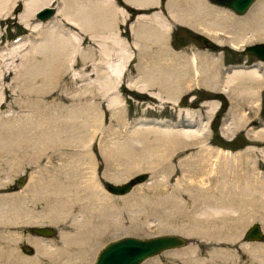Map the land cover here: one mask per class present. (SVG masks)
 Returning a JSON list of instances; mask_svg holds the SVG:
<instances>
[{
	"label": "rangeland",
	"instance_id": "374dc122",
	"mask_svg": "<svg viewBox=\"0 0 264 264\" xmlns=\"http://www.w3.org/2000/svg\"><path fill=\"white\" fill-rule=\"evenodd\" d=\"M41 1H46V0H41ZM61 1L62 0H54L55 3L52 2V5L56 6V15L54 14L49 20H47V22H42L41 23L42 25H40L34 31L29 30L24 25H22V23L18 22V17H20L21 10H22V7L19 4V6H17L16 9L13 11V14L11 16L12 18L10 17L9 20L3 21L0 24V51H2L4 48L6 49L7 46H9L13 43L17 44L20 40H23V39L38 42V40H41L42 36L44 35L43 33L47 30V28L48 27L51 28L52 26H53L52 29H54V30L56 29L55 30L56 32L58 31L61 33H65L66 36L70 35L69 32L78 33L77 35H79V36L81 35L82 41L80 40L81 42L79 43V46L77 44V46L75 47V49L73 51H72V48L70 49L71 53L68 54L69 56L66 57L67 56L66 55L63 58V60H65V61H63L64 63L61 60V63H63V64L62 65L60 64V65H61V68H63V69H61L60 65H59V68L57 71L51 72V73H53L52 74V80H54V81L49 82L48 85H46L47 92L43 96V99H45L44 100L45 101L44 102V105H45L44 111L46 113L47 120H48V121L46 120V123L50 124V127H52L54 124L53 127H57L58 130L59 129L61 130V131H59V134H58L60 137L58 136L57 138H59V139L60 138L61 139L66 138L69 135L68 134L69 131L68 132H66V131L70 130V132H71V129H74L73 132L75 131L78 133L74 134L73 136H77V138H78V136L80 135L84 138L83 139L84 141L87 138H90V139H89V141H87L88 140L87 139L85 141V143H86L85 144V143H83V141L79 142L78 139L76 138L77 141L79 142V144L77 141H75V146L69 144L68 141H67V143L69 145H67L66 140H64L65 145L63 142L59 141L58 143H60L61 145L60 144L57 145V143H56L57 146L53 145L54 147L49 146L48 149L47 148H46V150L43 149L44 151L41 150L38 153V154H40L38 157L40 160H36V161H35V159H38V158H35V156H29L26 153L24 155V151L26 149L23 150L19 145H18L19 151H17L16 145H13V148L10 152H8L9 151L8 149H6V150L4 149L2 151V153H0V156H1L0 157L1 158L0 159L1 160L0 161V163H1L0 164V196L2 194H5L6 192L11 193V191L9 189H6V188L8 186H10L12 183H15L16 180H19L22 178V179L26 180L27 183L25 185V188L26 187L27 188L25 189L23 187V189L20 192H16L15 195L17 194V196H20V197H22L23 195H26V196L19 198L21 200H17L20 206L16 205L17 206L16 209L17 210H20V209L23 210L24 209V211L28 210L29 212L31 211L30 213H27L28 211L26 212L28 214L27 216H24V214H22V216L16 215V217H20V218H18L19 221L14 220L12 218L13 215H11V213H10L11 211L8 212V213H10L9 215L12 216L11 220L9 219L10 217L6 218L5 216H3V219L4 218H6V220L9 219L12 223H10L9 220H7V221L3 220L4 223H2V221L0 222V232H1L0 233V243H1L0 244L1 245L0 251L4 250L0 253V264H3V263L4 264H16V262H17V264H19V263L20 264H23V263L24 264L25 263H27V264H29V263L30 264H34V263L35 264L36 263L37 264H42V263L43 264H73L72 262H69L71 260V258L72 259L77 258L78 264H93L95 259H96L98 252L100 251V249L105 244H107L108 242H111V241H114L117 239H121V238H125V237H136V238L145 239V238L154 237V236H158V235H165V234L181 235L187 239V244L183 247L167 250V251L160 253L159 255L150 257V258L146 259L145 261H143V263H141V264H194V263L195 264H252V263L253 264H259V262L263 261L264 259L261 258L263 256L258 254V251L261 250V248L264 249V237L261 241L250 242V241L246 240L245 233H246L247 229L249 228V226H251V224H253V223H259L262 230H263V233H264V220H263V218H264L263 217L264 216L263 215L264 214V209H263L264 203H262L264 201L258 202V200H256V202H254V203H259V205H261V211H263V213H262L263 216L260 215L261 216L260 218L262 221L260 220L259 217H255V218H257L256 220L255 219H250V220L238 219L237 220V218H233V217H231L232 218L231 219L227 216V215H229L227 213L223 214V216L225 218L227 217L226 218L227 220H224L222 218L223 217L222 214L221 215L217 214V216H216V214L213 215L211 213L210 214L207 213V216H206V214L201 216L200 212H202L206 208H208V205H203V206L200 205L199 206L197 204H194L186 196H185L186 198L183 196L184 201L182 200L181 203L177 202L176 199H173V201H172L171 198H168L167 195H170V194L173 195L175 192H177V190H176V189H178V188H176L178 186L177 183L179 181H182L181 179L184 175V171L181 169L180 164H182L184 162V160H186V158L189 157L190 155H193V154L197 153L198 151H200L201 147H197V146L196 147H190V148H187L185 150H183V148L182 149L179 148L180 149L179 150L177 146L176 147H174V146L170 147L173 150L170 148L167 149L166 150L167 153H166V151L164 153L166 156L160 157L162 159L158 158V161H157L158 163L160 160V163L158 165L156 164L155 166H151V167L149 166L152 169H149L146 166V163L143 161L145 159L144 158L145 156L142 154V148H140L137 145V143H132L133 142L132 140H128V141H129V143L135 145V148H136L135 153H134V149H130V148H129L131 150L130 152L128 151V149H127V151L125 150L126 151L125 153L129 152L127 155L123 152H122V154H125V155H122L121 153H118L119 151H116L115 153L118 155L116 156L114 153V156H116V157H113V158H111L112 160H110L106 156V154H105V156H104V154L101 155L103 150H100L101 146H103L105 144H107L106 145L107 147L106 146H104V147L108 148L109 146L110 147L112 146L111 143L116 142V141H120L119 139H121V141L124 140L125 139V136H124L125 131L123 130V128L125 129L126 124L128 126V128H126L127 132H129L130 128L136 126L135 123L141 119L154 120V121L169 120L170 123H177V122H179V120H181V123L179 122L181 125V126L180 125L179 126L181 128L191 129V130H194L196 133L203 134V142H204L203 148L205 146L206 147L208 146V147H212L214 149H220V151H218L219 154H217L216 151L210 152V153H212V155H210V156H207V153L204 154V156H205L203 158L204 159V161H203V165H204L203 171L204 172L206 170L209 171L211 168H216V166L220 167L221 165L225 164L224 163L225 162V159H224L225 156H224L223 152H225L226 150L235 154L238 151H243L245 148L248 147L249 144H251V145L253 144V147L256 148V150L253 151L252 155H249V160H248L251 163V164L250 163L249 164L252 167L251 168L252 171H257L260 173L264 172V155H261L259 150L257 151V149L264 148V133L263 134L261 133V135L258 133V135H256L255 138H253L254 133H256L259 129L264 127V114L260 113L261 111H262V113H264V84H263L264 81H261V82L259 81L260 83L257 82L258 83V86H256L258 88V97L257 98L253 97V96H249V95H248L249 97L247 95H242V96L235 98L236 95H234L235 99L233 100L230 96L228 97V95L223 94L222 92H219V90L212 91V90L204 88L200 85H193L190 88V90H189V88L184 89L179 94L177 103L176 102L175 103H172V102L161 103L158 101H153L152 99H150V96L148 94L138 92L136 90L127 88V86H126L130 79L131 80L135 79L134 78L136 76L135 66L137 65V63H141L140 65L142 66V64L145 61L150 62L151 56L153 58V56L155 55V56H157V58L163 57L162 59H164L169 54H172V55L175 54V55H177V58H176L177 62H180L178 60L179 57L180 58L181 57L182 58L188 57V59H189V58H192L194 55L203 56V57L206 55L207 57H210L212 59H217L219 61V62H216V66L218 67L219 72H220V67L223 63L226 64V62H232V60H236V59L252 58V56L251 57L249 55L244 56L243 54H241L243 47L249 45L250 43H245L241 47V49L231 48V46L227 44L228 40H229V38H228L229 36L225 35V34H223V38H224L223 41H225V43H222L221 45L217 44L215 41L210 39V37H209V41L207 43L200 42L196 38L199 31L192 29V28H190L184 24L177 23L176 21L174 22L171 19L170 15H169V11L167 10V5H168V2L170 0H157V2L155 4H153V6H149L146 9H142V10L136 9V12H133V13L130 12V9L132 7L125 4L123 2V0H115L116 2L114 1V3L116 4V6H118V7L121 6L123 9H125V12L128 14L127 15L128 20L125 21V23H124V21L122 22V16L119 13H116V15H118V16H116V18H118V23H120L119 34H121L122 38L126 39L125 42L127 41L126 42V48H125V54L127 56L132 55L133 57H131V58H133V60L129 65V69L127 70L128 75L125 76L126 82L122 81L121 82L122 86L118 87V93H119V97L121 99L120 101H123V102L121 103L122 108L119 109L121 111L117 110L118 116L113 118L111 116L112 111L110 109H108V107L106 105L107 104L106 96L105 97L100 96L99 95V94H101V93H99L100 91L96 90V89L99 88V84H98L99 82L98 81L101 82L103 79L109 78V77H107V75L104 76V71L106 69L109 71L108 65L109 64H117V63H112V62H115V60L118 59L117 54H116V51L118 48L115 45L110 44L108 42V40L107 41L105 40L104 43L106 44V46H104V47H105V49H106V47L109 48V50L107 48V50H106L107 52L104 50L107 53L106 54L104 51H102V49H100L102 46L98 43V41L96 39H91V37H89L88 34L82 33L79 30H77L76 28H74L73 26H71L70 24H68L64 20L62 15H58L59 8L62 6V3H63ZM184 1L186 2V0H182V1L176 0L175 6L177 5L178 8L183 6L182 9L184 8V6H185V8L187 7V9L190 7V5H191L190 8L193 7L192 2H189V0H187V2H186L187 4H185ZM205 3L207 5H211V6H214L216 8L222 9V10L224 9V11H226L225 13H227L230 16L232 15L231 19L232 20L235 19L234 21H237V20L241 21L242 19H243V21H245V20L248 21L250 18V20L252 22H250V20L248 22H250L249 24H253V23H257V21H258L257 17H258L259 18L258 23L264 22L263 21L264 20L263 19V17H264L263 11L264 10H262V9H264V4H262V3H264V0H256L252 6L253 8L255 7V9H253L251 7L250 8L251 11L250 10L248 11V13H250L249 15H247L248 13H246L244 15H236V14L230 12L229 10H227L225 8H222V7H219L215 4H212L210 2V0H205ZM261 4H262V6H261ZM258 7L259 8L263 7V8H261L262 14L260 15L263 17H260L258 15V14H260V11H259L260 9ZM256 9H257V11H256ZM254 10H255V12H253ZM154 12L160 13L162 16L165 17V19H167V21L169 19L168 22L171 24L170 25L171 26L170 31L165 35V38H162L161 41H163V42L158 44V45L155 44L154 42H152L151 40L141 42V47L144 46V49H142V51L138 50L139 51L138 52V51L133 49V39H132V33H131L132 30L131 29H132V27L135 30H139V28H140L141 24H139L136 21V17L138 14H148L149 15V14H152ZM255 13H257L255 16L256 18L253 17L255 15ZM250 15H251V17H250ZM261 18H262V20H261ZM255 20H257V21H255ZM30 22H33L36 25V24H38L39 21L34 16ZM143 25H145V23H143ZM234 25H235V27H234ZM42 26H44V27H42ZM232 26L237 29V25L235 22L232 24ZM41 27L44 28V30H41L42 29ZM55 27H58V28H55ZM203 35H205V34L203 33ZM259 42H263V41H261V40L254 41L251 44L259 43ZM104 43H103V45H104ZM112 46H114V48H112ZM115 48H116V50H115ZM147 51H149V52H147ZM110 53H111V55H110ZM144 53H146V54H144ZM81 55L85 59H82ZM139 55H141V56H139ZM140 57H143L142 60L139 59ZM147 58H148V60H146ZM16 59H17V57H16ZM67 59H68V61H66ZM83 60L86 62V65H89V67H90L88 69V71H86V74H84L83 73L84 71L82 72V70H81ZM139 61H141V62H139ZM74 62H76V63L73 64ZM44 63L47 67L48 61L47 62L44 61ZM70 64H72V66L68 67V65H70ZM63 65H65V66H63ZM21 66H22V61L19 58L14 62L13 67L9 68V70H12V74L10 76H12L14 74V71L17 69V67H21ZM188 67H189V70H188L189 73L188 74H190L191 78H195V77L197 78V76H196L197 74H195V72H194L195 67L192 66V64L189 65ZM261 69L264 71V68H261ZM9 70L5 71V73H8ZM31 70H32V68H31ZM72 70H74V71H72ZM82 73H83V75H82ZM96 74H97V76H96ZM55 79H58V80H55ZM262 80H264V79H262ZM14 83H13V86H16L17 83L16 82H14ZM88 84H90L91 86H93L94 88L96 87V88H95V90H94V88H92L90 93L87 92V94H88L87 95V94H85L84 91L87 88L86 86ZM260 89H261V91H260ZM1 94H2L3 98H2V104L0 107V114L2 116L8 110H10L12 113H14L16 115L22 113V107H20L21 104H19V103L23 102L21 99L22 95H19L17 93H13V92L10 93L8 91L6 92V94L4 92L3 93L1 92ZM85 95H87V96H85ZM74 96H76V97H74ZM72 97H74V98H72ZM183 97L187 98L185 106L181 105V103H180L181 98H183ZM212 99L219 101L218 102L219 107H218V111L215 112V114L211 117V119H209V122L207 123V121H206L207 109L205 108V106H203V104L205 101H209ZM256 99L259 100L258 103L253 104L252 102L255 101ZM28 101L31 102V99ZM29 102H27V103L30 105L31 103H29ZM220 102H222V105L220 104ZM15 103H17V104H15ZM235 104H236V106H235ZM160 105H162V106H160ZM220 106H225V107H224V109H221ZM182 109L191 110L195 114L196 119H198L197 121L198 122L201 121L202 123L199 122L198 125H196V124L189 125L187 123H183V122H186L185 116H179L180 110H182ZM233 110L235 111V114H237V115L242 114L243 111H248L249 120L253 119L254 121H248L247 123L237 127L234 130V132L232 133L231 137L227 138V137H224L222 134L223 133V127H225V123H228V121H230L232 114H233ZM123 116H124V119H127L124 125L119 123L120 119H121V121L124 120ZM222 116H224V119H221ZM70 117H72V118H70ZM77 118H78V120H77ZM73 119H75V122H73L74 121ZM96 119H100V122L102 121L103 123L101 122V124H100V122H98V120L96 122ZM89 120H91V121L93 120V122H91ZM76 121H78V122H76ZM91 123H94L95 125L91 124ZM84 124H85V126H84ZM92 125H94V126H92ZM74 127H76L77 129ZM91 127H93V128H91ZM118 128H120L121 132H123L122 135L115 134L114 130L116 131ZM250 132L252 134H250ZM117 137H119V138H117ZM149 137H152V135H150ZM251 139H255L254 142H251L252 141ZM82 143L85 144V146ZM86 147H88V148L86 149ZM20 148H21V150H20ZM79 148H81V149H79ZM13 149L14 150L16 149V150L14 151ZM88 149H89V151H88ZM73 151H75L74 152L75 154L73 153ZM85 151L86 152L88 151V154H89L88 156H87V153ZM139 151L141 152L142 156H139L140 155ZM5 152L8 154V156ZM12 152H16V153H12ZM44 152H46V153H44ZM17 153H20L22 155V157H20L21 155L17 154ZM85 154L87 157H85V156L83 157V155H85ZM2 155H4V156H2ZM41 155H42V157H41ZM71 155H72V157H71ZM77 155H78V157H77ZM80 155H82V156H80ZM168 156H170V157H168ZM3 157H4V160H2ZM69 157H71V158H69ZM75 157H77V158H75ZM81 157L83 159H79ZM245 157L246 156H244V159H245ZM27 158H28V160H27ZM84 158H86L85 161H84ZM115 158H116V160H115ZM168 158H170V159H168ZM113 159L115 160L114 161L115 163L112 164ZM164 159H165V161H163ZM79 160H80V163H79ZM109 160H110V162H109ZM132 160L133 161L136 160V163H138L140 165V166L138 165L139 169H135L133 167V164H135L134 163L135 161L132 162ZM145 160H147V159H145ZM4 161H6V162H4ZM72 161H74V162H72ZM12 162H14V163L12 164ZM36 162H38V163H36ZM140 162H142V163H140ZM5 163H6V165H5ZM21 163H22V165H21ZM81 163H82V165H81ZM84 164H85V166H84ZM241 164H243V162ZM9 165H10V168H9ZM79 166H81V167H79ZM144 166H146V167H144ZM239 166L241 167V165H239ZM209 167H210V169H209ZM38 168H40V169H38ZM147 168H148V170H147ZM154 168H156V170ZM257 169H259V170H257ZM138 170H140V172H138ZM136 172H138V173H136ZM133 173H135V174H133ZM123 174L128 175V176H126L124 179L121 178V180H117L118 182L117 181L115 182V180L113 181L110 178V176H112V177L117 176V175L123 176ZM141 174H147L148 179L144 182H136L133 185L132 189L125 195H113V194H110L106 191V186L110 182L111 183H118V184L123 183V182L129 181V180H131V179H133L136 176L141 175ZM5 175L6 176L8 175V176L6 177ZM42 178H43L44 182H43ZM51 178H53V179H51ZM92 178H94V179L92 180ZM2 181H4V182H2ZM34 181L36 184L34 183ZM37 181H39V182H37ZM52 181H54V182H52ZM55 181H57L56 184H55ZM94 181H97V182H95V185L93 184ZM46 182H48V184ZM59 182H62L63 185L65 184L64 185L65 188L63 186H61L62 185L61 183H60L61 185L58 184ZM89 182H90V184L88 185ZM31 183H33L32 187L30 186ZM86 183H87V185H85ZM68 184L70 185V187H67V186H69ZM71 186H72V188H71ZM87 186H89V187H87ZM49 187H51V188L49 189ZM66 187H67V189H66ZM29 188H31V189H29ZM56 189L57 190L60 189V190L57 191ZM48 190H50V191H48ZM63 190L64 191L68 190L67 191L68 193L63 192V194H62ZM40 191H41V193L42 192L43 193L41 194ZM45 191H46V194H45ZM77 191H79V192H77ZM93 191L94 192L96 191L95 192L97 195L96 197H95ZM27 192H29V193H27ZM75 192L78 193V196H79V194L84 196V195H88V194L92 193L93 197H95V199L92 197V202H94L96 199L98 200L99 196L101 197L98 200V202L101 203V207L95 206L96 207L95 209L91 208V210H90L92 212L91 215H93L92 216L93 218H89V220L87 219V222H85L86 221L85 220L79 226L77 225L76 220H77V218L81 219L80 216L83 213V208H82L83 206L81 207L78 203L72 204V208H71L72 210L71 209L68 210L67 207H64L62 205H61L62 208L59 207V205H60L59 203L61 201H63V200H60L61 197L63 199L64 198L69 199L68 197L71 198L72 195H74V194L76 195ZM10 193H8V194H10ZM101 193L103 195L105 194L104 195L105 199L103 198V195ZM36 194L37 195L41 194L42 196L41 195H39V196L42 198L44 197V198L42 199L39 196H38L39 197L38 198ZM64 195H65V197H64ZM66 195H69V196L66 197ZM26 197L28 198V200L26 199ZM53 198H54V200H53ZM88 198H89V195H88ZM37 199H39V202L38 201L36 202ZM45 199H47L46 202H45ZM105 200H106V202H104ZM174 200H176V201H174ZM1 201L3 202V200H1ZM101 201H103V202H101ZM10 202L8 204L9 207H11L13 205L12 204L13 201L10 200ZM21 202H24V203H21ZM182 202H184V203H182ZM90 203H91V200H90ZM105 203H106V205L104 207ZM14 204H15V202H14ZM34 204H35V206H34ZM64 205H66V204H64ZM47 206H49L50 210ZM54 206H55V208H53ZM102 206L104 208H102ZM58 207H59V210H58ZM91 207H93V206H91ZM241 207H246V206H241ZM62 209H63V211H62ZM109 209H110V211H108ZM51 210H53V211L56 210V211L52 212ZM49 211H51V212H49ZM47 212H49V213H47ZM60 212H61L62 216H61V214L59 215ZM108 212H110V214ZM104 213H106V214H104ZM33 214H35V215H33ZM3 215H4V213H3ZM55 215L58 217H56ZM91 215L88 214L89 217H91ZM112 215L114 217H112ZM23 216L26 217V219ZM30 216H31V218H30ZM40 216H41V220H40V218H38ZM101 216H102V218H101ZM234 217H236V216H234ZM21 219H23V221ZM24 219H25V221H24ZM101 219H103V220H101ZM222 219L224 222L222 221ZM105 220H107V221H105ZM115 220H116V222H115ZM229 220H231V221L228 222ZM51 221H53V222H51ZM103 221L105 224L103 223ZM111 221H112V223H111ZM245 221L246 222L248 221L247 224ZM37 222L40 224H38ZM98 222H99V225H98ZM101 222L103 224H101ZM5 223H6V225H5ZM15 223H16V225H15ZM27 223H29V224H27ZM3 224H4V226H3ZM38 226L51 227V228H53L55 233L51 237H37L35 234H33L30 231V228L38 227ZM222 226H224V227L222 228ZM240 226H241V228H240ZM124 227L131 230L132 232H124L123 231ZM119 229H121V230H119ZM226 229H228L229 231ZM234 229H235V232H233ZM24 230H27V233H25ZM236 230H238V231H236ZM81 231H83V233ZM87 231H89L90 234H88ZM237 232H239V233H237ZM232 234H233V236H232ZM5 235H6V237H5ZM10 235H11V237L9 238ZM36 238L38 240H40L37 242L38 244L42 241L39 245H41L43 243L46 244L45 248L47 249L48 252L44 251L41 248H40L41 250L38 249L39 248V247H37L38 244L34 245L31 243V242L34 243V241H37ZM41 239H43V240H41ZM75 240H77V241H75ZM49 243H50V245H49ZM30 245L33 246V250H34L33 254H29L28 252H26L24 250V247H26V246L30 247ZM47 245L49 248L47 247ZM190 248L193 250H191ZM5 250H7V251H5ZM12 250H13V252H12ZM58 250H60V251H58ZM3 252H4V254H3ZM18 254H20V255H18ZM70 254H71V258H70ZM72 254H74V255H72ZM183 254H185V255L183 256ZM193 254H194V256H193ZM223 254H225V255H223ZM5 255L8 256V258ZM43 255H45V256H43ZM186 255H187V257H186ZM10 256H12V257H10ZM20 257H21V259H20ZM195 257H197V258H195ZM13 258H14V260H13ZM192 258H193V260H192ZM6 259H8V260H6ZM28 259H30L31 261ZM35 259H37V260H35ZM64 260L65 261L67 260V262H65ZM199 260L202 262H199Z\"/></svg>",
	"mask_w": 264,
	"mask_h": 264
},
{
	"label": "bare ground",
	"instance_id": "6f19581e",
	"mask_svg": "<svg viewBox=\"0 0 264 264\" xmlns=\"http://www.w3.org/2000/svg\"><path fill=\"white\" fill-rule=\"evenodd\" d=\"M114 1L115 0H62L61 1V2H63L62 6L59 8V11H58V15H62L64 20L68 24H70L71 26H73L74 28L79 30L80 32L88 34L89 37H91V39H96L98 41V43L102 46L100 48V49H102V51H104V50L106 51L108 48V47H106V49H105V47H104V46H106V44L104 43L105 40L106 41L108 40V42L110 44L115 45L118 48L116 51L118 59H116V60L114 59L115 62H112V63H117V64H109L108 65L109 71L106 69L104 71V76L107 75V77H109V78H105L101 82L98 81L99 82L98 83L99 88L96 89V90L100 91L99 92V93H101V94H99L100 96H104V97L106 96V99H107L106 105H107L108 109H110L112 111L111 116L113 118L118 116L117 110L122 108L121 103L123 102V101H120L121 99L119 97L118 87L122 86L121 85L122 81L126 82L125 76L128 75L127 70L129 69V65L133 60V58H131V57H133L132 55L127 56L125 54V48H126V42L127 41L125 42L126 39L122 38L121 34H119L120 23H118V18H116V16H118V15H116V13H119L122 16V22L124 21V23H125V21L128 20L127 19L128 14L125 12V9H123L121 6H119V7L116 6ZM52 2H54V0H46V1H41V0H0V24L3 21L9 20L13 14V11L20 4V6L22 7V10H21L20 17H18V22L22 23V25H24L29 30L34 31L40 25H42L41 24L42 21L41 22L39 21L38 24L35 25L33 22H30L31 19H33V17L35 16V13L39 9L43 8L44 6L52 4ZM123 2L127 5H129L130 7L142 10V9H146L149 6H153V4H155L157 2V0H123ZM186 2H187V0H186ZM186 2L184 1L185 4H187ZM189 2L193 3V7L190 8L191 5L189 7L190 9L189 8L187 9V7L185 8V6L183 9H182L183 6L178 8L177 5L175 6L176 0H170L168 2L167 10L169 11V15L174 22L176 21L177 23L184 24V25H186L192 29H195L202 34L204 33L206 36H208V38L210 37V39H212L213 41H215L217 44H220V45L222 43H225V41H223V39H224L223 34L228 35L229 40H228L227 44L230 45L231 48H234V49H241V47L245 43L251 44L254 41H258V40H261L264 42V22L258 23V21H259L258 17H257L258 21L255 20V21H257V23H253V24H249L250 22H252L250 20V18H249L250 22H248L249 20L243 21V19L242 20L240 19L241 21H238V20L234 21L235 19L234 20L231 19L232 15L230 16L227 13H225L226 11H224V9L222 10V9L216 8V7L211 6V5H207L205 3V0H189ZM262 4H264V3H262ZM262 4H261V6H262ZM261 8H263V7H260L259 8L260 10L258 9L260 11V14H258L259 16L262 14ZM253 9H255V7ZM262 10H264V9H262ZM256 11H257V9H256ZM253 12H255V10ZM257 13H255V15L254 16L252 15V16L254 18H256L255 16ZM249 14L250 13H248L247 15H249ZM55 15H56V13H55ZM161 16L162 15L160 13H157V12H154V13L149 14V15L148 14H138L137 15L136 21L141 25H140L139 30H135L133 27L131 29L132 30V32H131L132 33V39H133V49L134 50H136V51L141 50L142 51V49H144V46L141 47V42H143V41H147V40L150 41L151 40L152 42H154L157 45L163 42L161 40H162V38H165V35L170 31V27H171L170 25L171 24L168 22L169 19L167 21V19H165L164 16H162V17ZM250 17H251V15H250ZM260 17H263V16H260ZM263 19H264V17H263ZM261 20H262V18H261ZM234 22L237 25V29L234 28L235 25H234V27L232 26V24ZM143 23H145V25H143ZM42 27H44V26H42ZM52 27L47 28V30L43 33L44 35L42 36L41 40H38V42L23 39V40H20L17 44L13 43V44L7 46L6 49L4 48L2 51H0V107L2 104V98H3L1 92L2 93L4 92L6 94V92L8 91L10 93L13 92V93H17L19 95H22L21 99L23 101V102L19 103V104H21L20 107H22V113L16 115V114L12 113L10 110H8L7 112L4 113L3 116L0 114V153H2V151L4 149L5 150L8 149L9 151L8 150L7 151L10 152L13 148V145H16L17 151H19L18 147L20 146L23 150L26 149L24 151V155L26 153L29 156H35V158H38L40 155L38 153L41 150H43V149L46 150V148L48 149L49 146H53V145L57 146L58 144H60V143H58L59 141L64 143V140H66V143L68 141L69 144L75 146V141H77V139L79 142L83 141V143H85V141L87 139H88L87 141H89V139H90V138H87L84 141L83 140L84 138L80 135L78 136V138H77V136H73L74 134L78 133L75 131H74L75 132L74 133L73 132L74 129H71V132H70V130H67L66 132L69 131L68 132L69 135L66 138H63V139L60 138L59 139L57 137L59 136L58 134H59V131H61V130L60 129L58 130L57 127H53L54 124H53V126H52L53 128H52V127H50V124L46 123L47 116H46V113L44 111V106H45L44 100L45 99H43V96L47 92L46 85H48L49 82L54 81V80H52V74L53 73H51V72L57 71L59 68V65L60 64L62 65L64 63L63 61H65V60H63L64 56L67 55L66 57H68L69 56L68 54L71 53L70 49L72 48V51H73L75 49V47L77 46V44L79 46V43L82 41L81 35L80 36L77 35L78 33L69 32L70 35L66 36L65 33H61L58 31L56 32L55 31L56 29L54 30V29H52ZM55 28H58V27H55ZM41 30H44V28H42ZM103 43H104V45H103ZM112 48H114V46H112ZM108 50H109V48H108ZM115 50H116V48H115ZM147 52H149V51H147ZM144 54H146V53H144ZM110 55H111V53H110ZM139 56H141V55H139ZM16 57H17V59L20 58V60L22 61V66L17 67V69L14 71V74L12 76H10L12 74V70H9V68L13 67L14 62L17 60ZM81 57H82V59H85L82 55H81ZM142 58L143 57H140L139 59L142 60ZM162 58L161 57L157 58V56L154 55L153 58L151 56L150 62L145 61L142 64V66L140 65L141 63H137V65L135 66V69H136V76L134 77L135 79L129 80L128 84L126 85L127 88L136 90V91L141 92V93H146L150 96V99H152L153 101H158L161 103H166V102L167 103L168 102H172V103L176 102L177 103L179 94L184 89L189 88V90H190V88L193 85H200V86L207 88V89H210L212 91L219 90V92H222L223 94L228 95V97L230 96L233 100L236 97H239L242 95H247V96L249 95V96H253V97L257 98L258 97V88L256 87V86H258L257 82L264 81V80H262V79H264V71L261 69V68H264L263 67L264 62L259 63L258 66L256 65L257 67L254 66V67L249 68V69H242V68L233 69L232 71L228 72L225 75V77L223 76L224 78L222 79L220 76L219 69L216 66V62H219V61L217 59H212L210 57H207L206 55L204 57L194 55L192 58H189V59H188V57H183V58L179 57L178 60L180 62H177V59H176L177 55H175V54H173V55L169 54L168 56H166V58H164V59H162ZM61 60L63 63H61ZM146 60H148V58ZM44 61H46V62L48 61L47 67H46ZM66 61H68V59ZM139 62H141V61H139ZM75 63L76 62H74L73 64H75ZM191 64H192V66L195 67L194 72H195V74H197L196 75L197 78L196 77L191 78L190 74H188L189 73L188 72V70H189L188 66ZM61 65H60V68H61ZM63 66H65V65H63ZM69 66H72V64L68 65V67ZM31 68H32V70H31ZM89 68H90L89 65H86V62L83 60L82 61V68H81L82 72L84 71L83 73L86 74V71H88ZM61 69H63V68H61ZM7 70H9L8 73H5V71H7ZM72 71H74V70H72ZM83 73H82V75H83ZM96 76H97V74H96ZM55 80H58V79H55ZM14 82L17 83L16 86H13ZM86 87L87 88L84 91L85 94H87V92L90 93L91 89L94 88L90 84H88ZM95 88H94V90H95ZM260 91H261V89H260ZM87 95H85V96H87ZM234 95H236L235 98H234ZM74 97H76V96H74ZM74 97H72V98H74ZM30 99H31V102L28 101ZM258 101L259 100L256 99L252 103L257 104ZM27 102H29L31 104L29 105ZM218 102L219 101L213 100V99L204 102L203 106H205V108L207 109V118H206L207 123L209 122V119H211V117L215 114V112L218 111V107H219ZM15 104H17V103H15ZM160 106H162V105H160ZM235 106H236V104H235ZM119 111H121V110H119ZM179 116H185L186 122H183V123H187L189 125H192V124L198 125L199 122L202 123L201 121H199V122L197 121L198 119H196L195 114L189 109L180 110ZM248 117H249L248 111H243L242 114L237 115V114H235V111L233 110V114H232L230 121H228V123H225V127H223V133H222L223 136L227 137V138L231 137L232 133L234 132V130L237 127L247 123L248 121H251V120H249ZM70 118H72V117H70ZM123 119H124V116H123ZM73 120L72 121L75 122V119H73ZM77 120H78V118H77ZM97 120H98V122H100V119H96V122H97ZM126 120L127 119H124L121 121V119H120L119 123L124 125ZM89 121H91V120H89ZM76 122H78V121H76ZM91 122H93V120ZM101 122H100V124H101ZM179 122L181 123V120H179ZM179 122L170 123L169 120L154 121V120L141 119L135 123L136 126L130 128L129 132H127L126 128H128V126L126 124L125 129L123 128V130L125 131V134H124L125 139L122 141H121V139H119L120 141H116V142L111 143L112 146L111 147L109 146L108 148H106L107 144L101 146L100 150H103L101 155L104 154V156H105V154H106V156L110 160H112L111 158L116 157L118 155L115 153L116 151H119L118 153L122 154V152L125 153L127 151V149L129 152L131 151L130 149H134V153H135V151H136L135 145L129 143V141H128V140H132L133 141V142L131 141L132 143H137V145L140 148H142V154L145 156V157L144 156L143 157L145 159H147V160H145V159L144 160L142 159V160L146 163V166L149 169H152L150 167L155 166L156 164L158 165L160 163V160H159V163L157 162L158 158L163 157V156L165 157L166 155L164 153L170 147H173V146L176 147L177 146L178 149L183 148V150L190 148V147H196V146L201 147L202 149L200 148V151H198L197 153H195L193 155H190L189 157L186 158V160H184V162L182 164H180L181 169L184 171V175L181 179L182 181H179L178 182L179 184L177 183V185H178L176 187V188H178V189H176L177 192H175L173 195H171V194L167 195L168 198H171L172 201H173V199H176L177 202L181 203V201L183 200V196L184 197L186 196L194 204H197L199 206L200 205H202V206L208 205V208H206L207 210L205 209L204 211L200 212L201 216H203L205 214L207 216V213L208 214L211 213L213 215L216 214V216H217V214H220V215L222 214V216H223L224 213H227L229 215H227V214L226 215L229 218L233 217V218H237V220L238 219H241V220L255 219L256 220L257 218H255V217L260 218L261 217L260 215H262V213H263V211H261V205H259V203H254V202H256V200H258V202L264 201V172L260 173L257 171H252V169H251L252 168L250 165L251 163L248 160H249V155H252L253 151L256 150V148L253 147V144L252 145L249 144L248 147L245 148L243 151H238L235 154L226 150L225 152H223L224 156H225V158H224L225 164L221 165L220 167L216 166V168H211V169L209 167L210 170L209 171L206 170L204 172L203 171V169H204L203 168V166H204L203 165V161H204L203 158L205 157L204 154L207 153V156H210V155H212V153H210V152H213V151H216V153L219 154L218 151H220V149H214V148L208 147V146L207 147L205 146L203 148V143H204L203 142V134L196 133L194 130H191V129L181 128L180 127L181 125ZM91 124H94V123H91ZM94 125H92V126H94ZM84 126H85V124H84ZM74 128H76V127H74ZM91 128H93V127H91ZM114 132H115V134H120V135L123 134V132H121L120 128H118L116 131L114 130ZM258 133L260 135H261V133L263 134L264 133V127L259 129L256 133H254V135H253L254 137L253 136L252 137L255 138V136L258 135ZM250 134H252V133L250 132ZM150 135H152V137H149ZM117 138H119V137H117ZM251 140H252L251 142H254L255 139H251ZM79 142H78V144H79ZM56 143H57V145H56ZM69 144L67 143V145H69ZM85 144H83V145L85 146ZM64 145H65V143H64ZM104 146H106V147H104ZM21 148H20V150H21ZM87 148L88 147H86V149ZM79 149H81V148H79ZM170 149H172V148H170ZM258 150L260 151L261 155H264V148L257 149V151ZM75 151H73V153ZM88 151H89V149H88ZM88 151L87 152L85 151L87 153V156L89 155ZM129 152H127L125 154L127 155ZM12 153H16V152H12ZM44 153H46V152H44ZM114 153L116 156H114ZM166 153H167V151H166ZM17 154H20V153H17ZM125 154H122V155H125ZM2 156H4V155H2ZM7 156H8V154H7ZM80 156H82V155H80ZM84 156L87 157L86 154L83 155V157ZM139 156H142L141 152H140ZM244 156H246L245 159H244ZM20 157H22V155ZM41 157H42V155H41ZM71 157H72V155H71ZM71 157H69V158H71ZM77 157H78V155H77ZM77 157H75V158H77ZM168 157H170V156H168ZM79 159H83V158L81 157ZM85 159L86 158H84V161H85ZM160 159H162V158H160ZM168 159H170V158H168ZM2 160H4V157ZM27 160H28V158H27ZM36 160H40V159L38 158V159H35V161ZM110 160H109V162H110ZM115 160H116V158H115ZM115 160L113 159L112 164L115 163L114 162ZM134 161L132 160V162L135 163V164H133V167L135 169H139L140 165L138 163H136V160H134ZM163 161H165V159ZM4 162H6V161H4ZM72 162H74V161H72ZM142 162H140V163H142ZM242 162H243V164H241ZM13 163L14 162H12V164ZM36 163H38V162H36ZM79 163H80V160H79ZM238 164L241 165V167ZM5 165H6V163H5ZM21 165H22V163H21ZM81 165H82V163H81ZM84 166H85V164H84ZM146 166H144V167H146ZM79 167H81V166H79ZM9 168H10V165H9ZM148 168H147V170H148ZM156 168H154V169L156 170ZM38 169H40V168H38ZM257 170H259V169H257ZM138 172H140V170H138ZM138 172H136V173H138ZM133 174H135V173H133ZM126 176H128V175L123 174V176H120V175H117L114 177L110 176V178L113 181L115 180V182H116L117 180H121V178L124 179ZM51 179H53V178H51ZM93 179L94 178H92V180ZM42 180H43V178H42ZM2 182H4V181H2ZM37 182H39V181H37ZM43 182H44V180H43ZM52 182H54V181H52ZM56 182L57 181H55V184H56ZM95 182H97V181L93 182L94 185H95ZM34 183H35V181H34ZM46 183L48 184V182H46ZM60 183L62 184V182H59L58 184H60ZM32 184L33 183H31V185H30L31 187H32ZM89 184H90V182L88 183V185ZM64 185L62 184L61 186L64 187ZM85 185H87V183ZM67 187H70V185ZM67 187H66V189H67ZM87 187H89V186H87ZM50 188L51 187H49V189ZM71 188H72V186H71ZM29 189H31V188H29ZM58 190H60V189H58ZM41 191H40V193H41ZM48 191H50V190H48ZM67 191L68 190H66V191L63 190L62 194H63V192L68 193ZM77 192H79V191H77ZM77 192H75L76 195L75 194L72 195L71 198L68 197L69 195H66V197H68L69 199H67V198L63 199L61 197L62 199L60 198V200H63V201H61V202L59 201L60 202L59 207L62 208L61 207V205H62L64 207H67V209L69 210L72 208V204H75V203H78L81 207L83 206L82 207L83 213L80 216L81 219L77 218V220H76L77 225L79 226L85 220H86L85 222H87V219L89 220V218H93L92 217L93 215H91L92 212L90 210H91V208L95 209L96 208L95 206L101 207V203L98 202V200L101 197L99 196L98 200L96 199L94 202H92V197H93L92 193L88 194L89 195V198H88V195L82 196L81 194H79V196H78ZM95 192H94V195L96 197L97 195ZM27 193H29V192H27ZM41 194H39V195H41ZM45 194H46V191H45ZM39 195H37V197ZM104 195H103V198L105 199ZM23 196H26V195H23ZM22 197L17 196V194L15 195V194H6V193L2 194L0 196V199L3 200V202L0 200V222L2 221V223H4L3 220H6V218H8V217H10L9 219L11 220L12 216L9 215L10 213H11V215H13L12 218L14 220L19 221L18 218H20V217H16V215L22 216V214H24V216H27L28 215L27 213L31 212V211L29 212L28 210H27L28 212L24 211V209L23 210H21V209L17 210L16 209V207H17L16 205H19L17 200H21L19 198H22ZM64 197H65V195H64ZM95 197H93V198L95 199ZM40 198H42V197H40ZM26 199L28 200L27 197H26ZM10 200L13 201L12 202L13 205L11 204L12 205L11 207H9V205H8ZM46 200L47 199H45V202H46ZM53 200H54V198H53ZM90 200H91V203H90ZM106 200L104 202H106ZM176 200H174V201H176ZM37 201L39 202V199H37L36 202ZM14 202H15V204H14ZM101 202H103V201H101ZM21 203H24V202H21ZM182 203H184V202H182ZM262 203H264V202H262ZM35 204H34V206H35ZM64 204H66V205H64ZM105 205H106V203L104 204V207H105ZM91 206H93V207H91ZM241 206H246V207H241ZM47 207L49 208V206H47ZM59 207H58V210H59ZM104 207L102 206V208H104ZM53 208H55V206ZM49 210H50V208H49ZM51 211L55 212L56 210H54V211L51 210ZM51 211H49V212H51ZM62 211H63V209H62ZM108 211H110V209ZM8 212H10V213H8ZM49 212H47V213H49ZM3 213H4V215H3ZM108 213L110 214V212H108ZM60 214H61V212L59 213V215ZM88 214H90L91 217H89ZM104 214H106V213H104ZM33 215H35V214H33ZM3 216H5L6 218L3 219ZM61 216H62V214H61ZM102 216H101V218H102ZM234 216H236V217H234ZM56 217H58V216H56ZM112 217H114V216L112 215ZM24 218L26 219V217H24ZM30 218H31V216H30ZM38 218H40V220H41V216ZM222 218L224 220H227L226 219L227 217L225 218L223 216ZM9 219H7V220H9ZM25 219H24V221H25ZM223 219H222V221H223ZM21 220L23 221V219H21ZM101 220H103V219H101ZM260 220H261V218H260ZM263 220H264V218H263ZM53 221H51V222H53ZM105 221H107V220H105ZM230 221L231 220H229L228 222H230ZM115 222H116V220H115ZM247 222H246V224H247ZM10 223H12V222L10 221ZM16 223H15V225H16ZM29 223H27V224H29ZM103 223H104V221H103ZM103 223L101 222V224H103ZM111 223H112V221H111ZM38 224H40V223H38ZM5 225H6V223H5ZM98 225H99V222H98ZM3 226H4V224H3ZM223 227L224 226H222V228ZM240 228H241V226H240ZM119 230H121V229H119ZM226 230H228V229H226ZM83 231H81V232L83 233ZM89 231H87L88 234H90ZM123 231L124 232H132L131 230H129L125 227H124ZM236 231H238V230H236ZM233 232H235V229ZM237 233H239V232H237ZM232 236H233V234H232ZM5 237H6V235H5ZM10 237H11V235L9 236V238ZM41 240H43V239H41ZM38 241H40V240L37 239V241H34V243L31 242V243L36 245V244H38L37 243ZM75 241H77V240H75ZM39 244L37 245V247H39L38 249L41 248L44 251H47V249L45 248L46 244H44V243L41 245H39ZM49 245H50V243H49ZM47 247H48V245H47ZM191 250H193V249H191ZM2 251H4V250H2ZM2 251H0V253ZM5 251H7V250H5ZM58 251H60V250H58ZM12 252H13V250H12ZM3 254H4V252H3ZM194 254H193V256H194ZM258 254L262 255L263 257H261V258L264 259V249L261 248V250L258 251ZM18 255H20V254H18ZM72 255H74V254H72ZM184 255L185 254H183V256ZM187 255H186V257H187ZM223 255H225V254H223ZM43 256H45V255H43ZM6 257L8 258V256H6ZM10 257H12V256H10ZM70 258H71V254H70ZM195 258H197V257H195ZM20 259H21V257H20ZM30 259H28V260H30ZM6 260H8V259H6ZM13 260H14V258H13ZM35 260H37V259H35ZM192 260H193V258H192ZM65 262H67V260ZM69 262H72L73 264H78V259L77 258L76 259L71 258V260ZM199 262H202V261L199 260ZM16 264H17V262H16ZM25 264H27V263H25ZM259 264H264V260L259 262Z\"/></svg>",
	"mask_w": 264,
	"mask_h": 264
},
{
	"label": "water",
	"instance_id": "95a60500",
	"mask_svg": "<svg viewBox=\"0 0 264 264\" xmlns=\"http://www.w3.org/2000/svg\"><path fill=\"white\" fill-rule=\"evenodd\" d=\"M256 0H210L212 4L225 8L236 15H244L253 6ZM130 12H136L131 8ZM56 13L55 5H47L35 13L38 21L45 22ZM197 40L207 43L209 38L198 32ZM246 54L255 55L264 62V42L254 43L243 47ZM257 63L255 64V67ZM237 68V67H235ZM252 68V67H250ZM186 97L181 98V105H186ZM148 179L147 174H141L123 183H108L106 191L113 195H125L136 182H144ZM31 231L40 236L51 237L54 230L48 226L32 227ZM264 237L263 230L259 223H253L247 229L245 238L247 241H261ZM187 244V239L181 235L165 234L145 239L136 237H125L105 244L98 252L93 264H141L146 259L159 255L160 253L183 247Z\"/></svg>",
	"mask_w": 264,
	"mask_h": 264
},
{
	"label": "flooded vegetation",
	"instance_id": "af4514ba",
	"mask_svg": "<svg viewBox=\"0 0 264 264\" xmlns=\"http://www.w3.org/2000/svg\"><path fill=\"white\" fill-rule=\"evenodd\" d=\"M241 54H243L244 56H252V58H246V59H236V60H232V62H226V64H222L221 67H220V76L221 78L223 79L225 77V75L232 71L233 69H235V65L236 64H240V67H237V68H242V69H249L250 67H254L256 62L260 61L255 55L253 54H246L244 52H242ZM225 72V73H224ZM224 76V77H223ZM220 104L222 105V102H220ZM225 106H220L221 109H224ZM261 114H264L262 113V111L260 112ZM260 114V115H261ZM221 119H224V116L221 117ZM251 121H254L253 119ZM26 180L24 179H19V180H16L15 183H12L10 186H8L6 189H9L11 191L10 192H6L7 194L10 193V194H15L16 192H20L23 187L25 188V185H26ZM30 231H31V228H30ZM25 233H27V230H24ZM32 232V231H31ZM33 233V232H32ZM55 233V232H54ZM35 234L37 237H42L40 235H37L36 233H33ZM24 250L26 252H28L29 254H33L34 250H33V246L30 245V247H24Z\"/></svg>",
	"mask_w": 264,
	"mask_h": 264
}]
</instances>
